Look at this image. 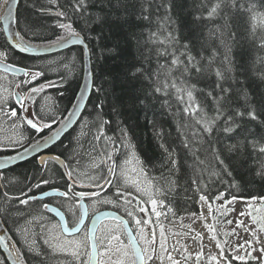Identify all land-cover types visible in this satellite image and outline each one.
<instances>
[{
  "label": "snow or ice",
  "instance_id": "6c2138e0",
  "mask_svg": "<svg viewBox=\"0 0 264 264\" xmlns=\"http://www.w3.org/2000/svg\"><path fill=\"white\" fill-rule=\"evenodd\" d=\"M18 2L0 0V24L3 25L0 32L5 34L4 40L0 41V71L4 74L11 72L13 75L21 73L24 77L18 82H10L12 90L0 89V120L10 121L9 128L13 132L12 136L6 138V143L0 141V151L20 149L15 156L6 155L0 159V180L5 179L3 170L12 161L24 159L29 153L35 156L33 167L38 169L39 176L34 175L32 179L35 182L21 189L19 196L0 190V199L6 204L11 205L13 200L25 206L36 204L34 213L20 215L18 211V218L13 220V227L9 231L13 232L14 237H20V240L8 239L0 234V248L8 250L7 257L0 260V264H32L38 258L50 254L63 256L61 264H147L154 257L162 261L163 257L156 253V227L162 215H175L172 201L168 198L177 185L176 179L171 177L180 173L183 166L179 153L162 142L159 145L164 153L161 168L166 169V172L161 171L160 176H153L146 163L137 155L126 129H121L119 136L107 134L109 121L102 115V106H96L95 119L88 121L78 117L74 121L73 116L87 106L89 90L97 93L102 90L95 83L93 70L88 71L86 82L80 87L75 103L70 102L71 111L64 110L68 111L65 116H61V109L51 102V97L41 95L45 84L26 87L43 73L33 72L27 66L17 67L15 56L12 55L15 49L21 52L32 51L24 35L10 26L18 23ZM89 3L90 0H67L63 5L67 10H61L60 0H47V5L39 7L38 11L42 15L52 14V6L57 9L55 26L61 30V34L50 41L51 46L66 48L70 44H81L84 49L91 51L87 44L89 37L81 35L84 29L78 31L73 27V16L83 17ZM33 7L36 5L33 4ZM159 7L165 8L166 12L170 11V5L163 3V0ZM201 7L208 9L206 18L209 20L224 13L225 29L230 30L233 23L237 28L243 27L250 42L264 50V0H212L210 4L205 3ZM225 9L228 11L225 12ZM146 12L148 8L142 6L144 19H148L147 15H143ZM168 21L166 15L161 28L158 32L150 33L149 39L153 44L165 46L158 48L156 54L170 57V64L159 65L155 72L132 65L128 78L147 80L153 94L161 93L167 97L165 103L175 100L176 112L181 117L177 124V131L183 137L180 145L192 157V163L187 165L193 173L190 183L196 186L199 201L207 204L211 213L212 201L221 199L223 194L210 197V185L215 186L223 175H231L229 164L233 154L246 158L251 149L256 158V174L264 179V132L257 133L253 129L254 123L264 127V119H261L264 115V97L260 98L259 103H254L246 89L239 90L233 97L231 83L225 86L228 82H235L232 75L234 66L229 56L232 49L226 42L227 39L235 40V31H229L226 37L225 32L217 27L225 54L220 65L216 66L218 52L215 48L207 62L202 63L205 59L203 55L198 53L201 56L198 60L192 54L193 48L189 43L181 44L180 37L168 30ZM28 30L31 31V28ZM33 35L40 34L33 32ZM213 35L210 31L209 36ZM74 62L75 58H70L63 66L71 72ZM256 63L264 65V57L258 56ZM252 70L253 75L264 82V69L257 72L253 65ZM213 74L216 77L214 87L207 91L191 83L193 79L208 80ZM3 79H6V75H0V80ZM10 103L12 106L9 108ZM16 104L19 105L18 109ZM55 123L61 126L39 139L30 140L25 134L29 131L43 132L51 129ZM74 123L79 125V131L64 145L60 139L61 134ZM216 132L227 134L226 138L233 143H226L221 149L218 147L222 143L219 138L215 141L210 139ZM157 136L163 140L162 134L157 133ZM57 141L63 149L61 152L47 156L42 154V150L56 145ZM85 157L88 158L86 164L83 163ZM49 172L61 179L67 178L62 188L47 175ZM205 175L207 180L204 179ZM44 186H48V190ZM34 189L39 190L38 193L33 192ZM45 198L48 200L45 201ZM53 198H59L55 199V205ZM103 206H110L116 211H101ZM257 211H264V205ZM0 213L8 215L3 207H0ZM48 213H54L55 216H49ZM55 217H59V220H55ZM108 217L111 220L106 222ZM153 217L156 219L153 220ZM86 220H90V226ZM252 220L260 223L264 230V216L258 218L253 215ZM3 223L7 227V219ZM227 223L231 224L232 221ZM130 224H134L135 228L130 227ZM159 227V246L162 251H166L163 225ZM209 231H215L214 227H210ZM217 247L224 255L219 259L212 256L210 260L216 261V264H220V261L228 264L231 258L227 257L219 243ZM201 255L202 252L197 253V260ZM167 258L172 264H180L170 254ZM188 258L190 256L185 257ZM39 264H44V261L40 260Z\"/></svg>",
  "mask_w": 264,
  "mask_h": 264
},
{
  "label": "trees",
  "instance_id": "16d2710c",
  "mask_svg": "<svg viewBox=\"0 0 264 264\" xmlns=\"http://www.w3.org/2000/svg\"><path fill=\"white\" fill-rule=\"evenodd\" d=\"M161 2L162 0H90L88 11L83 17L73 16V27L78 31L84 29L81 35L89 37L87 44L91 49L94 79L96 85L102 89L98 93L93 90L82 118L88 121L95 119L96 106H102V115L109 121L106 126L107 134L119 136L120 130L126 129L131 143L135 145L137 155L146 163L153 176H160L161 171L166 172V169L161 168L164 153L159 145L163 142L166 143V146L176 149L183 166L180 173L171 177V179H176L177 185L168 199L172 201L171 206L175 211V215L172 216L181 218L193 213L195 215L200 214V201L199 193L195 192L196 186L190 183L193 173L187 167L188 164L192 163V157L180 145V140L183 137L177 131V124L181 120L176 112L177 104L174 99L165 103L167 97L161 93L153 94L147 80H130L128 78L130 76L129 68L136 65L155 72L159 65L170 64V57L156 54L158 48L165 46L153 44L149 39L150 33L158 32L161 28L166 15L169 17L168 30L180 37L181 44L189 43L193 48L192 54L196 55L198 60L201 59L198 53H201L205 58L201 61L202 63L207 62L213 48L218 52L216 66L220 65L225 54V47L220 43V32L216 31L217 27L225 32L226 37L229 31H235V40L227 39L226 41L232 49L229 56L234 66L232 75L235 82H228L225 86L227 87L231 83V87L234 89L233 97L239 90L246 89L252 101L259 103L260 98L264 97V82L259 81L253 75L252 68L255 65L257 72L264 69V65L256 63L258 56L264 57V50H260L258 46L250 42L243 27L237 28L233 23L230 30L225 29L224 13L211 20L207 19L208 9L202 8L201 5L210 4L212 0H163V3L170 5L168 12L163 7L158 8ZM60 3L61 10H67L63 8L67 0H60ZM33 4L36 7H33ZM41 5H47V0H22L18 10V30L24 35L27 42L36 46L50 45V41L61 34V30L55 26L57 23L55 6H52V14L42 15L38 11ZM142 6L148 8V12L143 13V15L148 16V19H144L142 16ZM224 11L227 12L228 10L225 9ZM198 16H202V18L196 19ZM60 19L63 20L62 17ZM29 27L31 31L28 30ZM210 31L214 33L211 37L209 36ZM33 32L40 35H33ZM1 40L3 41L4 38ZM12 55L15 56L18 67L27 66L33 72L43 73L26 87L45 84L46 87L41 95L51 97V102L61 109V116L67 115L68 111H71L72 103H75V97L79 94L84 79L83 49L75 47L49 57H28L15 50ZM70 58H75L74 68L71 72L63 66ZM193 75H195L194 69ZM21 79L24 78H19V80ZM215 80L216 77L213 74L208 80L197 81L193 79L191 83H196L197 88L207 91L214 87ZM197 96L199 97V93ZM136 97L140 99L137 100ZM210 103L211 98H209ZM57 119L59 120L60 117ZM261 119H264V115L261 116ZM0 123L9 127L10 121L0 120ZM190 123H194V121H190ZM60 126V123H55L51 129H45L43 132L29 131L25 134L29 136L30 140H35L51 134ZM253 129L257 133L264 132V127L259 124L254 123ZM77 131H79V125L63 138V144L67 145L69 139ZM157 133L163 135V140L158 138ZM226 136L227 134L223 132H216L210 139L215 141L219 138L222 143L218 147L223 149L224 144L233 143ZM58 145L59 143L49 152L52 154L61 152L63 149ZM85 148H87V144H85ZM17 151L20 149L9 148L6 152L0 151V158L13 155ZM255 159L251 149H249L246 158L237 157L233 154V159L229 164L231 175H223L221 181L217 182L215 186L210 185L211 191L208 192V195L214 197L222 193L221 199L224 201L233 199L260 200L264 198V179L256 174ZM35 162V158H33L3 171L5 179L0 180V190L19 196L21 189H25L27 184L35 182L32 179L33 176H39L38 169L33 167ZM87 162L88 158L85 157L83 163L86 164ZM55 167L53 166V168ZM47 175L52 177L61 188L64 180L67 179L66 177L61 179L53 172H49ZM204 179L207 180V175ZM5 185L7 187H4ZM44 189L48 190V186H44ZM38 191L33 190L37 193ZM55 199L59 198H53V202ZM217 205L218 200H213L214 217L216 216ZM0 207L5 208L8 213V215L4 213H0V215L3 221L7 219L6 228L9 235L13 240H20L21 238L14 237L13 232L9 229L13 227V220L18 218V211L20 215H27L29 212L34 213L36 204L25 206L19 204L18 200H13L9 205L0 199ZM48 215L51 216L50 213ZM258 224L260 226V223ZM214 225L221 247L224 248L227 257L231 258L228 260L230 264H261L255 259H236L229 250L226 238L221 235L217 219H215ZM17 246L22 247V245ZM0 256L5 260L1 250ZM29 259L31 260V256ZM40 260H43L44 264H54L51 255L42 256L33 261L32 264H39Z\"/></svg>",
  "mask_w": 264,
  "mask_h": 264
},
{
  "label": "rangeland",
  "instance_id": "374dc122",
  "mask_svg": "<svg viewBox=\"0 0 264 264\" xmlns=\"http://www.w3.org/2000/svg\"><path fill=\"white\" fill-rule=\"evenodd\" d=\"M12 135L11 129L0 123V141L6 143V138ZM262 205H264V198L218 200L215 219H217L221 235L226 238L229 250L238 260L255 259L264 264V232L258 222L252 220L253 215L258 218L264 216V211H257ZM148 207L150 208V205ZM241 213L244 214L241 215ZM213 217L214 210L210 213L208 205L202 202H200L198 215L181 218H174L171 213L162 215L156 227V253L163 257V260L154 257L150 264H172V261L167 258L169 254L180 264H216V261L210 260V257L216 256L219 259L224 253H221L217 247L219 241L216 230L209 231L210 227L215 229ZM155 219L153 217V220ZM229 220L232 221L231 224L227 223ZM159 225H163L166 251H162L159 246L161 242ZM219 245L221 246L220 243ZM201 252L202 255L197 260V253ZM187 256L190 258L185 259ZM0 260H3L1 256ZM220 264H224V261H220ZM228 264H230L229 261Z\"/></svg>",
  "mask_w": 264,
  "mask_h": 264
},
{
  "label": "water",
  "instance_id": "95a60500",
  "mask_svg": "<svg viewBox=\"0 0 264 264\" xmlns=\"http://www.w3.org/2000/svg\"><path fill=\"white\" fill-rule=\"evenodd\" d=\"M22 0H19L18 2V5H17V8L19 10V6H20V3H21ZM11 27L14 26L15 28V31H19L18 30V26H17V23H13L10 25ZM3 27V25H2ZM26 43H29L25 40ZM31 44V43H30ZM31 47H32V51L30 52H21L19 49H15V51H17L18 53L24 55V56H28V57H49V56H54V55H57V54H60L64 51H67L69 49H72V48H75V47H79V48H82L83 51H84V58H85V72H84V79H83V82H82V85L86 82V77L88 75V71L89 70H93V62H92V55H91V51H87L86 49H84V46L81 45V44H70L68 47L66 48H59V47H56V46H51V45H45V46H36V45H33L31 44ZM89 48V46H88ZM90 49V48H89ZM18 67V66H17ZM9 75H12V76H16V77H19V78H24L23 75L21 73H16L15 75H13L11 72H8ZM81 85V86H82ZM92 93H93V90L90 89L89 90V94H88V98H87V106H88V103H89V100L92 96ZM86 106V107H87ZM86 108H82L81 109V112H78L76 116H73V120L76 121L78 119V117H83L84 115V112H85ZM78 124H73L70 128H68L67 130H65V132H63L61 134V137L60 139L63 140V138L69 134L71 131H73L76 126ZM59 143V141H57V144ZM56 144V145H57ZM56 145H50L49 146V149H45V150H42V154L47 156L49 155V151ZM16 154H13L12 156H15ZM35 158L34 154L32 153H29L26 158L24 159H20V158H17L16 160L12 161L11 164L9 165V167H7L6 169H4L3 171L7 170V169H10V168H13L17 165H20V164H23L31 159ZM2 159V158H0ZM48 198H45V200H47ZM107 211H114V210H107ZM54 216L55 214L52 213ZM58 220H59V217H56ZM107 220H111L110 217L106 218V221ZM87 221V220H86ZM3 219L0 215V234H3L2 233V230L4 229L7 234H8V231L6 229V227L4 226V223H3ZM135 234V233H133ZM8 236L10 237V235L8 234ZM11 238V237H10ZM3 256L6 258L7 257V252L8 250L7 249H4V248H0Z\"/></svg>",
  "mask_w": 264,
  "mask_h": 264
},
{
  "label": "flooded vegetation",
  "instance_id": "af4514ba",
  "mask_svg": "<svg viewBox=\"0 0 264 264\" xmlns=\"http://www.w3.org/2000/svg\"><path fill=\"white\" fill-rule=\"evenodd\" d=\"M2 28H3L2 24H0V29H2ZM1 38H5V34L3 32H0V41H2ZM0 75H6V79L0 80V89L8 88L9 90H12L10 82H18L19 81V77L9 75L8 73L4 74L2 71H0ZM17 91H19V90L17 89ZM11 106H12V104L9 105V108ZM15 107L18 109L19 105L16 104ZM16 153H13V154H16ZM49 154H52V153L49 152ZM47 200H45V201H47ZM85 203H88V201H85ZM53 204L55 205V202H53ZM100 210L101 211H107V210L116 211L115 209H112L110 206H103V207H101ZM50 214H51V216L54 217V215L52 213H50ZM141 215H143V214H141ZM55 220L58 221V219L56 217H55ZM108 221H110V220H107L106 222H108ZM86 223H88L90 226V220H87ZM130 227L135 228V225L130 224ZM125 242H126V238H125ZM50 255L52 256V260H54V264H61V261L64 260V257L59 255V254H50ZM147 264H150V261H148Z\"/></svg>",
  "mask_w": 264,
  "mask_h": 264
},
{
  "label": "bare ground",
  "instance_id": "6f19581e",
  "mask_svg": "<svg viewBox=\"0 0 264 264\" xmlns=\"http://www.w3.org/2000/svg\"><path fill=\"white\" fill-rule=\"evenodd\" d=\"M12 29L15 31L14 26H12ZM84 60H85V58H84ZM84 72H85V71H84ZM2 233H3V235L6 236V238L11 239V238L8 236L7 232H6L4 229L2 230Z\"/></svg>",
  "mask_w": 264,
  "mask_h": 264
}]
</instances>
